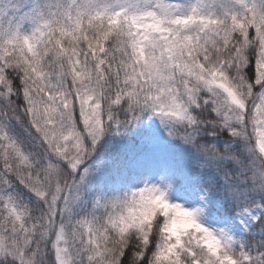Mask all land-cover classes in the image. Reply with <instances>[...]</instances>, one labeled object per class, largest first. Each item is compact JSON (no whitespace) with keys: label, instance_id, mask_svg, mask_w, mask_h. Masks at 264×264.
<instances>
[{"label":"snow or ice","instance_id":"snow-or-ice-1","mask_svg":"<svg viewBox=\"0 0 264 264\" xmlns=\"http://www.w3.org/2000/svg\"><path fill=\"white\" fill-rule=\"evenodd\" d=\"M0 264H264V0H0Z\"/></svg>","mask_w":264,"mask_h":264}]
</instances>
